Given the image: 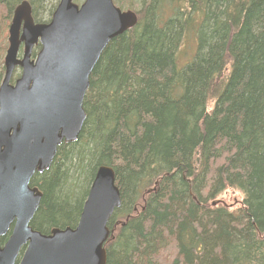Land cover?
Instances as JSON below:
<instances>
[{
    "label": "trees",
    "instance_id": "obj_1",
    "mask_svg": "<svg viewBox=\"0 0 264 264\" xmlns=\"http://www.w3.org/2000/svg\"><path fill=\"white\" fill-rule=\"evenodd\" d=\"M25 1L39 24L59 3L0 0V85ZM114 2L138 24L95 67L79 140L32 179L43 194L32 229L75 228L97 170L110 167L122 205L107 264H264V0ZM189 37L196 54L181 66ZM231 190L245 197L238 212L213 207Z\"/></svg>",
    "mask_w": 264,
    "mask_h": 264
},
{
    "label": "water",
    "instance_id": "obj_2",
    "mask_svg": "<svg viewBox=\"0 0 264 264\" xmlns=\"http://www.w3.org/2000/svg\"><path fill=\"white\" fill-rule=\"evenodd\" d=\"M32 12L29 2L14 11L0 85V264H107L109 222L122 205L114 170H97L76 228L49 235L31 227L43 198L31 181L63 144L79 140L90 77L138 15L113 0H61L48 24H36Z\"/></svg>",
    "mask_w": 264,
    "mask_h": 264
},
{
    "label": "rangeland",
    "instance_id": "obj_3",
    "mask_svg": "<svg viewBox=\"0 0 264 264\" xmlns=\"http://www.w3.org/2000/svg\"><path fill=\"white\" fill-rule=\"evenodd\" d=\"M74 2L75 4L77 3L82 4L84 0H74ZM54 5H57V2ZM45 20L46 22L49 21L48 18H45ZM6 42H7L6 45L8 47V38ZM196 49H197V43L194 38L189 37L185 39L183 45L180 48V53L178 57L179 64L183 66L188 62H190L193 59L194 55L196 54ZM213 106H214V102H210L208 106L209 112L213 109ZM244 198L245 197L241 192L231 190L219 196L216 202L218 205L226 207L232 212H238L243 207Z\"/></svg>",
    "mask_w": 264,
    "mask_h": 264
},
{
    "label": "flooded vegetation",
    "instance_id": "obj_4",
    "mask_svg": "<svg viewBox=\"0 0 264 264\" xmlns=\"http://www.w3.org/2000/svg\"><path fill=\"white\" fill-rule=\"evenodd\" d=\"M52 16H53V14H52Z\"/></svg>",
    "mask_w": 264,
    "mask_h": 264
}]
</instances>
